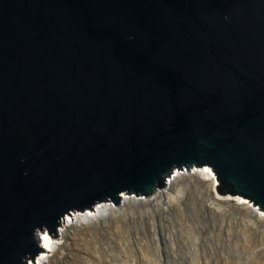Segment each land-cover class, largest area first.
Wrapping results in <instances>:
<instances>
[{
  "label": "water",
  "instance_id": "95a60500",
  "mask_svg": "<svg viewBox=\"0 0 264 264\" xmlns=\"http://www.w3.org/2000/svg\"><path fill=\"white\" fill-rule=\"evenodd\" d=\"M178 188L264 213V0H0V264Z\"/></svg>",
  "mask_w": 264,
  "mask_h": 264
},
{
  "label": "rangeland",
  "instance_id": "374dc122",
  "mask_svg": "<svg viewBox=\"0 0 264 264\" xmlns=\"http://www.w3.org/2000/svg\"><path fill=\"white\" fill-rule=\"evenodd\" d=\"M178 189L169 191L168 209L155 206L149 214H120L115 222L71 230L42 264H264L262 218L206 188Z\"/></svg>",
  "mask_w": 264,
  "mask_h": 264
},
{
  "label": "bare ground",
  "instance_id": "6f19581e",
  "mask_svg": "<svg viewBox=\"0 0 264 264\" xmlns=\"http://www.w3.org/2000/svg\"><path fill=\"white\" fill-rule=\"evenodd\" d=\"M184 190V188H179L178 192L182 193V191ZM171 192H167V195L165 194L164 197H162L159 202L156 204V206H160V207H164L165 209H168L171 207V203L173 202V197H171ZM219 193H216L217 198H222L225 200H231L233 201V204L237 207H244L247 209L248 213L251 214V216L257 217V218H262L264 220V213L257 207H254L250 204V201L242 196H234V195H230V194H225V195H218ZM177 197H179V195H177ZM209 207V211H213L214 213H218L222 214V211H225L224 208L218 206V209H216L215 207L212 206V204H207ZM227 213V211H225ZM122 215H126V213H123ZM128 215V213H127ZM246 219V218H245ZM243 221V220H242ZM100 221L96 222V225H100L99 223ZM245 223V222H244ZM62 243V241H60L59 245ZM59 245L57 246V248L59 247ZM56 248V250H57ZM50 255H47L45 253H40L39 256L36 259V262H34V264H42L43 261ZM139 260V259H136ZM163 262V261H160ZM159 262V264H161ZM116 263V262H115ZM114 263V264H115ZM126 263V262H125ZM139 264H149V262L147 260H139L138 261ZM97 264V263H96ZM101 264V263H100ZM113 264V263H112ZM117 264V263H116ZM163 264H171L169 261H167L166 263Z\"/></svg>",
  "mask_w": 264,
  "mask_h": 264
}]
</instances>
